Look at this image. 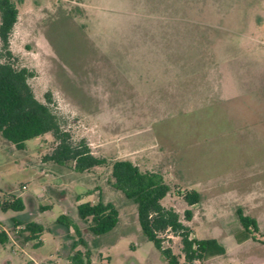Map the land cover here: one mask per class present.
<instances>
[{
    "label": "rangeland",
    "instance_id": "374dc122",
    "mask_svg": "<svg viewBox=\"0 0 264 264\" xmlns=\"http://www.w3.org/2000/svg\"><path fill=\"white\" fill-rule=\"evenodd\" d=\"M16 2V64L35 72L36 96L51 94L72 139L109 162L160 172L171 186L163 204L182 216L192 209L183 220L193 236L227 249L198 264H264V0ZM54 145L51 133L24 149L0 135V198L14 193L25 204L0 205L10 235L0 264H66L72 240L58 219L99 197L118 206L120 221L95 236L76 216L92 264H169L143 235L136 204L113 186L111 165L77 172L46 160ZM192 189L202 200L189 206ZM238 207L258 220L257 239L237 241ZM26 220L44 227L42 245H32ZM169 238L164 245L182 255L180 237Z\"/></svg>",
    "mask_w": 264,
    "mask_h": 264
},
{
    "label": "trees",
    "instance_id": "16d2710c",
    "mask_svg": "<svg viewBox=\"0 0 264 264\" xmlns=\"http://www.w3.org/2000/svg\"><path fill=\"white\" fill-rule=\"evenodd\" d=\"M18 19L16 0H0V135L18 149H24L27 140L51 133L55 145L46 154V160L63 166L73 165L74 170L80 173L111 165L113 186L136 204L143 235L154 243L169 264H198L224 255L227 249L218 239L193 236L191 226L183 220L193 219L192 209H185L182 216L174 207L163 204L171 186L160 172L142 170L130 159L109 162L106 157L96 156L85 139H72L71 133L64 128L61 115L51 106V94H45V101L36 96L29 82L35 72L16 64V56L11 49V35ZM183 198L189 206H194L201 202L202 195L192 189L185 192ZM1 208L4 211H22L25 204L21 197H15L2 204ZM77 213L81 220L89 223L88 230L95 236L112 231L120 221L118 206L101 197L95 203H79ZM236 213L242 226L241 231L235 234L237 241L241 243L251 238L257 239L255 233L260 230L258 220L246 214L242 207H238ZM13 222L15 225L23 223L20 219H13ZM58 223L66 228V235L72 240L73 252L66 264H92V253L80 226L66 214L59 217ZM24 225L29 239L37 238L44 231L41 224L32 220H26ZM71 229L75 232L74 236L68 234ZM170 235L180 237L182 255L164 245ZM9 242L10 235L0 222V245ZM80 245L85 250L80 249Z\"/></svg>",
    "mask_w": 264,
    "mask_h": 264
},
{
    "label": "built area",
    "instance_id": "2783aa9c",
    "mask_svg": "<svg viewBox=\"0 0 264 264\" xmlns=\"http://www.w3.org/2000/svg\"><path fill=\"white\" fill-rule=\"evenodd\" d=\"M26 189V185L21 186L18 190L21 192ZM15 197H17L14 193H8L4 197L0 198V205L4 204L5 202L12 201ZM36 264V263H35Z\"/></svg>",
    "mask_w": 264,
    "mask_h": 264
},
{
    "label": "crops",
    "instance_id": "0c3cea01",
    "mask_svg": "<svg viewBox=\"0 0 264 264\" xmlns=\"http://www.w3.org/2000/svg\"><path fill=\"white\" fill-rule=\"evenodd\" d=\"M99 199H100V197H99ZM91 201L94 202V199L91 200ZM77 202H78V203L76 204L74 214L77 212V205H78L79 203H81L80 201H77ZM76 216H78V213H77V215H73V214H72V218H73V220L76 219ZM4 228H6V227L4 226ZM40 235H41V234H40ZM40 235H39L37 238H34V239L31 240L32 245H37V246H39V245H42V244H43V241L40 239ZM61 263H63V262H61ZM65 263H66V262H65ZM36 264H39V263H36Z\"/></svg>",
    "mask_w": 264,
    "mask_h": 264
}]
</instances>
